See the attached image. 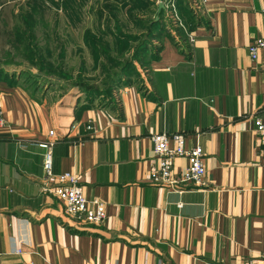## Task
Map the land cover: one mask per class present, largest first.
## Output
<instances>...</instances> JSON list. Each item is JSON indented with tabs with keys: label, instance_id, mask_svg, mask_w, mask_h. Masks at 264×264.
Here are the masks:
<instances>
[{
	"label": "crops",
	"instance_id": "1",
	"mask_svg": "<svg viewBox=\"0 0 264 264\" xmlns=\"http://www.w3.org/2000/svg\"><path fill=\"white\" fill-rule=\"evenodd\" d=\"M263 8L264 0H204L191 40L152 30L139 81L105 101L0 77V264H259L264 146L253 118L264 122V49L252 60L247 45L264 33ZM50 128L53 172L72 171L85 196L103 201L100 222L66 216L43 188L34 141ZM158 131L201 146L203 184L175 191L149 180V135ZM185 164L174 157L171 175Z\"/></svg>",
	"mask_w": 264,
	"mask_h": 264
},
{
	"label": "rangeland",
	"instance_id": "2",
	"mask_svg": "<svg viewBox=\"0 0 264 264\" xmlns=\"http://www.w3.org/2000/svg\"><path fill=\"white\" fill-rule=\"evenodd\" d=\"M148 2L0 0V67L27 89L84 93L92 88L105 101L142 76L146 53L137 50L148 24L140 15L150 17Z\"/></svg>",
	"mask_w": 264,
	"mask_h": 264
},
{
	"label": "built area",
	"instance_id": "3",
	"mask_svg": "<svg viewBox=\"0 0 264 264\" xmlns=\"http://www.w3.org/2000/svg\"><path fill=\"white\" fill-rule=\"evenodd\" d=\"M164 27L171 34L175 43L179 41L182 35L188 40L192 39L191 31L180 16L176 0H162ZM190 13L196 17L201 3L204 0H184ZM264 11V8L262 9ZM259 49H264V33L258 34L248 43L247 53L250 59L255 60ZM260 66L264 69V59L260 61ZM256 130V145L264 146V122L260 117L253 118ZM5 125L0 105V127ZM86 127H91L86 124ZM151 141V153L154 157L153 163L148 169V178L152 183L166 186L167 189L181 191L189 183L203 184V150L198 143L190 146L184 144V135L182 132L174 131L166 133L165 131L153 132L149 135ZM54 142L53 129L47 130V137L34 141L41 151V170L43 188L49 190L55 195L63 205V211L66 216L82 224H94L104 218V203L97 197H87L84 195L81 184L76 175L69 170H63L54 173L51 162V145ZM20 144H23L20 142ZM183 156L186 159L185 166L173 177L171 168L173 158ZM180 204V201H177ZM18 250V249H16ZM255 262V261H254ZM252 259L244 261L242 264H253ZM259 264H264V258Z\"/></svg>",
	"mask_w": 264,
	"mask_h": 264
},
{
	"label": "trees",
	"instance_id": "4",
	"mask_svg": "<svg viewBox=\"0 0 264 264\" xmlns=\"http://www.w3.org/2000/svg\"><path fill=\"white\" fill-rule=\"evenodd\" d=\"M25 2L26 3H29V4H34V0H25ZM180 2H181V0H178L177 1V4H179L178 7H180V8H178V12L183 17L186 25L188 26V29L190 30L191 27L193 26V24H195V22H197V21L195 20V17L190 13L189 9L187 7H186L187 9L185 8L186 5H184L182 3H181L182 5H181ZM183 11H185V12H183ZM162 15H163V11H162V9H160L159 12H158V17L157 18L147 17L148 24H146L145 27H144L145 30H146L145 31L146 33L144 35H142V34L139 35L141 38L144 37L142 39L143 40V44L138 48L137 51H139L140 49H143L145 51V49L147 47V44H148V38H147V36L150 35V34H152L151 33L152 30H154V29L158 30V29H160V27H162L164 25L163 20H162ZM24 21L26 22L27 27H29V26L32 25L31 21L28 22L27 19L25 20V18H24ZM123 36H126V35H123ZM130 37H131V39H133L135 37V34L131 35ZM142 40H140V42ZM138 53L139 52H137V56H138ZM0 74L4 75L5 77H9V76L6 75L7 72L5 70H3L2 67H0ZM0 77H2V76H0ZM5 77H2V78H5ZM9 78H11V77H9ZM92 90H94V89L90 88V90L88 92H84V93L86 95L90 96V97H93L97 93H99V92L93 93L94 91H92ZM85 91H86V89H85Z\"/></svg>",
	"mask_w": 264,
	"mask_h": 264
},
{
	"label": "water",
	"instance_id": "5",
	"mask_svg": "<svg viewBox=\"0 0 264 264\" xmlns=\"http://www.w3.org/2000/svg\"><path fill=\"white\" fill-rule=\"evenodd\" d=\"M162 8H163V1L162 0H157L156 1V12L154 14V18H157L158 17V12Z\"/></svg>",
	"mask_w": 264,
	"mask_h": 264
}]
</instances>
